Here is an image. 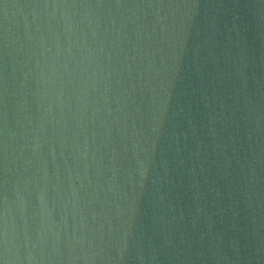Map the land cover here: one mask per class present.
Segmentation results:
<instances>
[{
    "label": "water",
    "instance_id": "95a60500",
    "mask_svg": "<svg viewBox=\"0 0 264 264\" xmlns=\"http://www.w3.org/2000/svg\"><path fill=\"white\" fill-rule=\"evenodd\" d=\"M0 264H264V0H0Z\"/></svg>",
    "mask_w": 264,
    "mask_h": 264
}]
</instances>
